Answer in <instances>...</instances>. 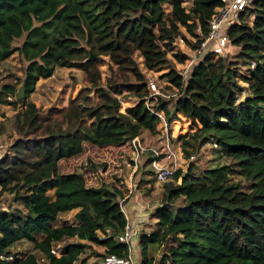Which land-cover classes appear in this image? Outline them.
Returning <instances> with one entry per match:
<instances>
[{
  "label": "trees",
  "instance_id": "obj_1",
  "mask_svg": "<svg viewBox=\"0 0 264 264\" xmlns=\"http://www.w3.org/2000/svg\"><path fill=\"white\" fill-rule=\"evenodd\" d=\"M222 6L221 0H190L185 6L183 0H0L1 104L24 103L16 100L20 86L28 96L57 68L83 74L82 84L74 79L67 105L43 109L28 102L14 116H3L0 196L13 195L21 208H0V257H14L1 264H39L36 253L48 264H76L85 246L71 239L106 247V255L127 254L118 239L127 223L121 201L129 194L125 181L134 158L120 178L100 187H88L83 174L64 167L74 165L87 146L130 147L134 154L132 140L139 137L158 148L147 145L164 134L156 113L171 125L170 141L186 161L214 140V150L228 163H191L187 173L179 169L162 184L152 214L157 229L142 234L138 264H264V0H252L226 26L228 47L239 54L215 60L211 52L191 70L179 67L194 57L178 49V42L200 51ZM15 53L27 64L23 79L2 74ZM150 77L163 95L151 97ZM158 149L166 156L164 145ZM154 158L152 151L141 153L133 177L137 188L154 182L147 176L154 175ZM91 165L94 171L107 168ZM73 211L75 223L54 225ZM107 231L112 237L101 241L99 233ZM171 240L155 262L149 248ZM16 244L28 251L12 255ZM58 244L64 245L59 255Z\"/></svg>",
  "mask_w": 264,
  "mask_h": 264
},
{
  "label": "rangeland",
  "instance_id": "obj_2",
  "mask_svg": "<svg viewBox=\"0 0 264 264\" xmlns=\"http://www.w3.org/2000/svg\"><path fill=\"white\" fill-rule=\"evenodd\" d=\"M190 0H183L184 6L189 3ZM168 17H170V11L167 13ZM234 19L233 16L227 21V26L231 25L233 23ZM37 27H40L41 24H37ZM49 29H54L53 26H50ZM27 38V35H25L21 40H18L14 43V47L22 45ZM177 48L181 49L187 53L190 54V56L194 57L193 55H196L197 52L191 51L189 48L186 47L184 42L180 40L177 44ZM203 52V51H202ZM201 52V54H202ZM240 49L237 47H225L224 51L221 54H215L214 57L215 60L220 59L223 57H229L232 59L236 54H239ZM207 53V51H206ZM201 56V55H200ZM196 58L197 60H201V57ZM195 59V60H196ZM101 72L102 76L105 78L108 72L109 62L108 58H105L101 61ZM6 65L8 69H3V76H7V74H13L17 77H21L23 79V68L25 65H27L20 57L18 53H15L11 58H9L6 62ZM188 65V64H187ZM185 65H180L179 67L181 69H185ZM247 75L246 71H241V76ZM160 74H155L154 79L156 80ZM74 79H76L80 84L83 82V74L80 71L68 69V68H57L55 71V74L49 78V79H40L37 82L35 92L26 96L25 95V102L22 104H18L16 106L10 105V104H1L0 103V124L4 120L3 116L6 118L14 116L16 113L24 110L25 104L28 102H33L37 107H42L43 109H48L51 106H62L67 105L69 101L70 92L72 90V84L74 82ZM14 81L16 78L14 77ZM154 80V81H155ZM2 83V80L1 82ZM157 84V87L159 86L158 82H155ZM162 84V83H161ZM23 85V84H22ZM21 85V86H22ZM164 83L162 86L164 87ZM20 86V88H21ZM19 88V90H20ZM17 91V93L19 92ZM245 98L242 99L244 101ZM10 98L7 99L9 101ZM160 137L152 138L147 140V145H155L156 147H162V142H160ZM7 142V139H3L0 143V157L2 153H5L6 148L2 147L1 144H4ZM130 158L135 159V155L131 152V148H123L122 151L120 150H106L102 151L94 147L87 146L86 153L80 157L74 165L64 167L66 172H74L78 174H83L85 176L86 185L88 187H100L103 183H108L111 181L116 180L117 178H120L123 175V165L128 164V160ZM194 160H189L186 164L183 165L184 169L183 171L187 173L189 166L191 163H197L199 165L203 166H223L228 163L227 159L225 157L220 158L214 150L213 147H204L201 150V153L198 155L193 156ZM133 159V160H134ZM185 162V159L184 161ZM182 162V163H183ZM107 164V168H100L98 171H94L92 169L91 164L99 165V164ZM181 163V165H182ZM171 164V161H169L168 165ZM178 164H180L178 162ZM140 165V162H139ZM143 165V163H141ZM141 167V166H140ZM129 171V172H128ZM128 179L125 181V184L128 185L129 188L134 187V192L136 191L135 186H138V182L132 183L131 180L133 179L134 175V168L130 170V167H128ZM150 180H153L151 184L143 185L141 187H138L136 192V197L139 198V200H135L136 205V214L135 216H138L140 214V218L143 217V221H146L147 224L142 229V234L144 233H150L157 229L158 220L153 218L152 214L154 210L157 208L158 204L160 203V191L162 184H158L154 178V175L148 174L147 175ZM173 179V178H172ZM171 179V180H172ZM139 178H137V181ZM170 180V181H171ZM168 183V182H167ZM136 186V187H137ZM245 188L250 187V183L244 182ZM153 188L151 190L152 192L150 194H147V190ZM52 200L55 199L54 191L49 192ZM135 195L131 199H134ZM134 203V204H135ZM7 207H11V209L15 208H21V206L15 202L14 196L8 193H4L0 196V208L6 209ZM144 207V208H143ZM128 207L127 211L130 215V210L132 208ZM77 211H73L67 214L62 215V219L59 220L58 223H55L54 225L62 224L63 220L68 221L69 223H75V215ZM132 220L135 218L133 215L131 216ZM141 238V237H140ZM140 238L136 241L131 243L132 252L135 260L137 261V264L140 263V260L142 258L141 253H139V241ZM68 243H81L85 246V251L80 257V260L76 264H80L82 261H86L87 264H104V258L106 257L107 250L106 247L91 244L88 242L79 241L78 239H71L68 241ZM174 242L171 240L169 244H161L159 246L150 247L149 253L151 256L155 258V262H159V260L164 257L167 252L166 250L169 248L170 245H172ZM63 244H58L55 246L54 251L57 255L60 254V250L63 248ZM28 247H22L20 244H16L11 248V254L12 255H21V253H25L28 251ZM39 264H48L45 258L40 253H36Z\"/></svg>",
  "mask_w": 264,
  "mask_h": 264
},
{
  "label": "built area",
  "instance_id": "obj_3",
  "mask_svg": "<svg viewBox=\"0 0 264 264\" xmlns=\"http://www.w3.org/2000/svg\"><path fill=\"white\" fill-rule=\"evenodd\" d=\"M252 0H221L223 6L219 8L216 14L213 16L210 28L211 33L206 41L202 44L201 50L197 52L195 58L189 60L186 63V68L184 70H191L194 65V61L201 55V52L204 50H208V45L215 40V44L211 46L212 53L214 54H221L225 47L228 44V38L224 30L227 26V21L234 15L243 12L250 4ZM148 89L150 91L151 97L156 95H163L160 89L157 87L154 79L152 77L149 78ZM159 119L162 122V128L164 134L160 137V142L164 145L166 150V156H162V153L158 148L145 146L139 137L132 140V145L134 148V173L139 168V160L141 153L146 151H152L155 154V158L151 162V166L154 173V178L158 184H165L169 182L175 175V173L179 169H184L183 165L186 164L188 161L183 158L182 151L178 148L175 149L173 143L170 141L169 138V130L171 125L166 121L162 114H157ZM204 147H213L214 149L218 148V145L215 143L214 140L209 141ZM190 160H194L192 156ZM169 161L171 164L168 165ZM178 162L180 164H178ZM183 162V163H182ZM182 163V165H181ZM132 187V186H131ZM134 194V188H130L128 196L121 201V210L124 213L127 223L124 229L123 234L120 236L118 241L128 247V252L125 255L118 256L114 254L106 255L104 258V264H137L132 252L131 243L136 242L142 236V229L147 224L146 221H134L130 218L128 214V207L127 202L131 200ZM112 237L110 231L106 233H99V239L101 241L106 240L107 238ZM14 257H0V264L2 262L9 261ZM170 264V263H169Z\"/></svg>",
  "mask_w": 264,
  "mask_h": 264
},
{
  "label": "crops",
  "instance_id": "obj_4",
  "mask_svg": "<svg viewBox=\"0 0 264 264\" xmlns=\"http://www.w3.org/2000/svg\"><path fill=\"white\" fill-rule=\"evenodd\" d=\"M224 33H226V29L224 30ZM212 51L209 49L208 51H207V53H211ZM132 183L134 184V178L131 180V185H132ZM132 187H133V185H132ZM127 188H128V190H130V188L128 187V185H127ZM134 188V187H133ZM135 189H136V191L134 192V194L133 195H135V198L134 199H131L130 201H128L127 202V207H130V208H132V210H130V218L132 219V215H133V217H135L133 220L134 221H143V217H139L140 216V214H138V216H135V214H136V207H135V205H136V201L137 200H139V198L138 197H136V192H137V187L135 186ZM136 200V201H135ZM135 203V204H134ZM136 206H138V204L136 205ZM129 208V209H130ZM144 208V207H143Z\"/></svg>",
  "mask_w": 264,
  "mask_h": 264
},
{
  "label": "water",
  "instance_id": "obj_5",
  "mask_svg": "<svg viewBox=\"0 0 264 264\" xmlns=\"http://www.w3.org/2000/svg\"><path fill=\"white\" fill-rule=\"evenodd\" d=\"M213 44H215V40H213L207 47V49H209L211 46H213ZM207 50H204L201 54V60L207 55L206 53ZM91 60L96 59V57L91 53ZM25 98V85L23 84L19 90V92L17 93L16 96V100L17 101H21ZM180 184H182V178H180ZM115 236V235H114Z\"/></svg>",
  "mask_w": 264,
  "mask_h": 264
}]
</instances>
